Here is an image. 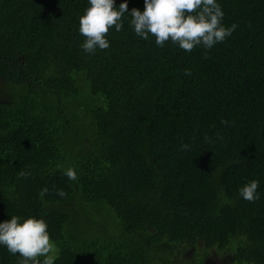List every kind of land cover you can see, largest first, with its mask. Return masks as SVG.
<instances>
[{"label": "trees", "instance_id": "obj_1", "mask_svg": "<svg viewBox=\"0 0 264 264\" xmlns=\"http://www.w3.org/2000/svg\"><path fill=\"white\" fill-rule=\"evenodd\" d=\"M218 2L237 27L212 49L161 47L125 13L87 53V0H0V222L44 218L55 264H177L179 247L264 264V0ZM73 146L76 180L58 167ZM21 259L0 245V264Z\"/></svg>", "mask_w": 264, "mask_h": 264}, {"label": "clouds", "instance_id": "obj_2", "mask_svg": "<svg viewBox=\"0 0 264 264\" xmlns=\"http://www.w3.org/2000/svg\"><path fill=\"white\" fill-rule=\"evenodd\" d=\"M128 2L123 0L116 7V0H87L88 6L79 17V32L86 38L81 44L85 52L109 48L105 34L113 26L116 31L122 30L125 13L130 14V24L137 36L147 40L152 34L157 45L163 47L171 40L188 52L199 45L212 49L231 36L237 27L222 23L224 12L218 0H144L143 11L135 7L129 11ZM64 174L70 180L77 179V172L72 167ZM258 188L259 181L250 180L240 187L239 194L245 200L255 201L260 195ZM58 194L65 195L62 190ZM0 245L6 246L12 254L19 253L20 264H55V257L50 254L54 243L47 221L42 217L12 216L0 222ZM39 257L44 259L41 261Z\"/></svg>", "mask_w": 264, "mask_h": 264}, {"label": "rangeland", "instance_id": "obj_3", "mask_svg": "<svg viewBox=\"0 0 264 264\" xmlns=\"http://www.w3.org/2000/svg\"><path fill=\"white\" fill-rule=\"evenodd\" d=\"M72 149H73V152H69V151L66 152V161L63 162V163H61L60 165H58L59 168H62L63 170H66L69 167H72L73 168V166H74L75 163L80 162V160H81V158H80L81 157L80 156V150L78 149L77 146L76 147L73 146ZM81 206H83V208L85 207V209L88 210L93 216H95L96 214H98V213L92 211V209L90 208L89 205L86 206L84 204H81ZM105 210L106 209H104V211L101 213V216L99 217L102 228H104L106 230H110L112 232H119L120 231V226H119L118 220H116V219L114 220V219L110 218L109 217L110 216V213L107 210V214H106L105 213ZM82 219L85 220V221H83L82 224H84L85 226H87L86 229L90 228V230L92 232H98L99 226H97V225L91 226L89 224V222H88V220H87L86 217L85 218L83 217ZM97 236H98V233H97V235H95V237H97ZM54 248L55 249H53L52 253H50V254L51 255L55 254V250H56V254L54 256V257H56L58 255V249H57V247H56L55 244H54ZM220 254H221V256H223V253H219L218 256L215 255L211 259H209L207 263L208 264H220ZM187 256H185L182 259V261H185Z\"/></svg>", "mask_w": 264, "mask_h": 264}, {"label": "flooded vegetation", "instance_id": "obj_4", "mask_svg": "<svg viewBox=\"0 0 264 264\" xmlns=\"http://www.w3.org/2000/svg\"><path fill=\"white\" fill-rule=\"evenodd\" d=\"M183 252H185V251H183L181 247L177 248V250H176V254H177L176 257H177V259H179L177 261V264H179L180 261L182 260V257L185 256ZM186 253H188V252H186ZM207 262L205 264H208ZM181 263L187 264L188 262L187 263H184V261H182ZM194 263H195V261H194V259H192L191 264H194Z\"/></svg>", "mask_w": 264, "mask_h": 264}]
</instances>
